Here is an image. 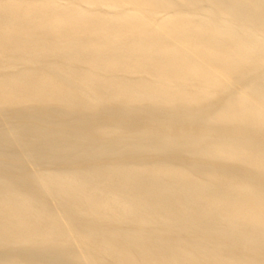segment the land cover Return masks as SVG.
<instances>
[{
    "label": "bare ground",
    "instance_id": "bare-ground-1",
    "mask_svg": "<svg viewBox=\"0 0 264 264\" xmlns=\"http://www.w3.org/2000/svg\"><path fill=\"white\" fill-rule=\"evenodd\" d=\"M54 1L0 0V264H264V0ZM32 104L99 121L68 137L21 124Z\"/></svg>",
    "mask_w": 264,
    "mask_h": 264
},
{
    "label": "rangeland",
    "instance_id": "rangeland-1",
    "mask_svg": "<svg viewBox=\"0 0 264 264\" xmlns=\"http://www.w3.org/2000/svg\"><path fill=\"white\" fill-rule=\"evenodd\" d=\"M53 4L56 6H64L65 1L64 0H57V1H54ZM207 5H208V3L204 2V1H202L200 3V6L204 7V8H206ZM81 8H83L84 13H93V12L101 13V12H104L107 14L121 13L122 11L130 10L131 12L134 13V15H140V16H143V17L148 19L147 15L141 10L138 11L136 9L135 5H133L130 0H121L119 3H117V7H106V6H104V7H101L99 9H95V8L91 9V8H88V6L87 7L83 6ZM162 18H163V16L161 14L156 15L155 17L150 19L151 22H149V23H150V25H160L158 22H160ZM222 25L228 26V24H226V23H223ZM228 81L231 83V80H228ZM232 86H233L234 90H238V86L233 85V84H232ZM207 90H212V89L208 88ZM106 108H108L106 105L101 106L102 110H105ZM24 109L25 108H22L23 111L21 114L28 116V118L27 119H21V124H32V125H35L41 129L56 131V132H59L65 136L67 135L68 137L73 136L76 133H81V132L83 133L84 132L83 127H90V126L96 127V124L99 121L98 118H96V116H93V119L91 121L84 120L78 116H67V115L66 116H63V115L56 116L55 115L53 117V114L47 108L36 110L35 105H33V104L27 106V109H25V110ZM0 114L3 117L12 116L11 113H7V112L5 113L2 109V107H0ZM29 117H34L35 119H30ZM105 119H106L105 123L109 124L111 128L113 127V128H115L116 131L120 132V133H117L116 135H113L112 138L117 137L118 135L121 139L124 137L129 138L130 136L135 137V138L139 137V135L133 134L134 131H131L132 134L126 133V132H129L130 130L129 131L125 130L128 128H127V125L124 124L125 123L124 120H122L120 118L113 117V116H107V117H105ZM12 122H13L12 120H9V123H12ZM122 130L123 131L125 130V133L122 132ZM212 133L216 134L217 131H213ZM120 135H122L123 137H121ZM92 137L98 141L105 140L104 136L101 137L98 135L97 136L92 135ZM110 137H107L106 139H111ZM107 160H110V161H107ZM160 160H163V159H160V157L154 156V155H153V157L151 156L149 158H148V156H145L143 158H138V157H136V158L110 157L106 160L96 159L94 161H92L90 159H87V160L86 159H84V160L79 159L77 161H72L71 163H68V164L61 163V164H58L55 166L53 165L52 167L51 166L44 167V168L42 167L39 170H66V169L67 170H79V169L84 167V165L83 166L79 165L84 161H87L88 163H86V164H89L91 166H93V165L94 166H103V165L113 166L116 164H123V163H133V164H143L144 163L145 164V163H151V162H156V161H160ZM10 162L16 163V161H10ZM171 163H175V162L171 161ZM196 163H197V165H199V167L209 166V167H213L216 170H228L229 169V165H226L223 163L213 164V163H210L208 161H206V162L205 161H196ZM16 164H21V171L19 173H15V175H14V174H11L9 172L7 173L6 171L4 172L6 174H9V178L12 181L18 182L21 179V184H26V185H30L33 181H35L33 171L35 169L38 170V168H32L31 164L26 160L24 154H21V163L17 162ZM73 164H75V165H73ZM191 172H192V174H198L197 172H193V171H191ZM93 173L94 174L103 173V170L93 169ZM0 174H2L1 171H0ZM212 181L217 186H224V183H225V182L220 181V180H212ZM233 182L234 181H231V183H233ZM39 192L40 191L38 189H36V193L29 192L28 195L33 197V196H36L37 194H40ZM143 228H145V226H140V227H137V230H143ZM188 239H190V236L187 238L186 237L185 238L184 237L179 238L176 240V242H174V244L179 246V247L190 248L189 247L190 244L188 242ZM200 240L204 241V242L208 241L207 239H204V238H202ZM32 246L34 247V245H31V247ZM194 254L197 257H200L198 254H196V253H194ZM94 260H95V262H94L95 264H99V262H97L98 256H94Z\"/></svg>",
    "mask_w": 264,
    "mask_h": 264
}]
</instances>
